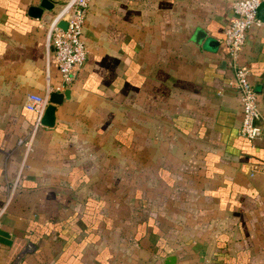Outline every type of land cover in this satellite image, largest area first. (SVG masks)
<instances>
[{"label":"crops","instance_id":"1","mask_svg":"<svg viewBox=\"0 0 264 264\" xmlns=\"http://www.w3.org/2000/svg\"><path fill=\"white\" fill-rule=\"evenodd\" d=\"M41 0H0V204L47 73ZM54 13L65 0H50ZM233 0H91L86 59L40 125L0 223V264H264V135L241 136ZM241 51L264 130V7ZM205 31L197 40L196 29Z\"/></svg>","mask_w":264,"mask_h":264},{"label":"built area","instance_id":"2","mask_svg":"<svg viewBox=\"0 0 264 264\" xmlns=\"http://www.w3.org/2000/svg\"><path fill=\"white\" fill-rule=\"evenodd\" d=\"M91 0H65L52 13L46 29V57L47 61L56 64L59 73V82L53 84L47 73V83L42 93L29 92L24 106L35 113V119L25 137L20 139L23 146V155L16 178L8 189V198L0 204V223L5 214L11 195L18 186L21 173L26 166L27 157L32 149V141L40 125V117L49 101L52 91H62L74 82L79 69L86 59V45L83 39V30ZM264 0H233V16L224 28L223 41L227 45L230 65L234 71V84L240 97L241 122L238 132L249 142L262 136V126L258 123L262 113L258 103V94L250 79V72L241 63V51L246 39L247 30L253 25H260L258 7ZM61 20L66 21L65 28L59 25ZM257 169L264 171L263 166Z\"/></svg>","mask_w":264,"mask_h":264},{"label":"water","instance_id":"3","mask_svg":"<svg viewBox=\"0 0 264 264\" xmlns=\"http://www.w3.org/2000/svg\"><path fill=\"white\" fill-rule=\"evenodd\" d=\"M54 7V3L50 0H41L39 5L30 6L28 9L29 15L35 17H44L47 21L50 20L52 13H49ZM264 7V1L258 7V16L260 14V10ZM59 25L63 28L66 27L67 23L64 20L59 22ZM205 36V31L201 28L196 29L195 38L199 40ZM71 96V90L69 87H66L62 91H52L49 95V101L44 109L43 114L40 117V123L47 127H53L56 122V109L59 104L63 102L65 98H69ZM264 135V130H263ZM177 260V256L174 252H170L164 258L163 264H175Z\"/></svg>","mask_w":264,"mask_h":264}]
</instances>
